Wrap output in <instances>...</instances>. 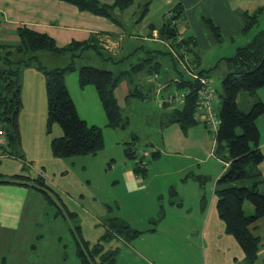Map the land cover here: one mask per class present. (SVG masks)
Listing matches in <instances>:
<instances>
[{"label": "rangeland", "instance_id": "1", "mask_svg": "<svg viewBox=\"0 0 264 264\" xmlns=\"http://www.w3.org/2000/svg\"><path fill=\"white\" fill-rule=\"evenodd\" d=\"M255 4L253 2L252 6ZM183 25L188 30L183 36H187L190 34L188 25L183 21L177 23L180 29ZM263 26L264 13L246 35L223 34V40L216 43L203 25L213 46L202 53V70L209 78L215 97L221 98V81L228 72L224 59L233 56L236 49L247 44ZM0 43L16 45L18 37L14 32L8 37H1ZM144 55L140 51L136 57L116 67V64L102 60L89 50L75 59V71L65 75L66 87L76 104L79 117L88 125L93 124L101 129L104 146L95 154L66 159L53 157L50 140L61 136L62 131L54 124L51 133H47L45 107L41 114L23 112L21 115L22 119L28 118L34 123L29 138L20 146L19 153L23 160L7 154L5 137L0 129V174H7V177L14 174L31 176V179L21 177L13 179L12 183H0V264H79L76 227L81 228L82 225V234L88 237L95 235L96 241L105 233L102 224L94 222L90 216H102L101 223L109 217L137 219L140 215L155 216L160 210L166 211L170 217H177L184 215L185 210L176 207L169 210L170 201L182 202L188 208L196 203L197 193L204 195V200L209 198L214 179L223 172L227 160L214 153V133L209 124L199 120V124L188 128L186 133L177 124H161L162 109L157 102L160 96L154 95L144 102L130 98L122 110L128 120L127 126L123 130L110 128L106 125L105 113L93 87L82 89L78 85L77 69L80 66H93L113 72L117 69L119 72L129 69L131 64L139 60L138 57ZM37 56L46 69L62 68L70 63L68 54L55 55L43 51L37 52ZM165 57L161 74L169 66V76L176 75L169 56ZM251 98L247 93H240L238 108L247 111ZM219 106L213 102L215 110ZM126 148L133 150L136 158H128ZM155 151L158 155L152 158L151 152ZM138 164L144 166L145 175L141 176L139 172L129 180L126 172L133 171ZM38 177L50 186L47 191L52 197L59 198L57 204L63 208L61 212L72 213L73 217L58 213L56 205H48L42 194L31 187L37 185L34 181ZM141 177L142 184L147 185L146 189L130 193L126 183H137ZM25 201V209L21 213ZM144 226L150 227L149 224ZM113 243L114 239L106 246L115 247ZM116 243L120 250L122 246Z\"/></svg>", "mask_w": 264, "mask_h": 264}, {"label": "trees", "instance_id": "2", "mask_svg": "<svg viewBox=\"0 0 264 264\" xmlns=\"http://www.w3.org/2000/svg\"><path fill=\"white\" fill-rule=\"evenodd\" d=\"M60 1L70 3L81 11L108 18L115 23L118 20L114 15V10L122 11L131 4V0H114L111 5L102 4L98 0ZM148 5V2H145L140 6L141 9L135 22H139L145 16ZM263 13L264 5L250 14L244 12L241 15L242 31L247 32L252 29ZM182 15V5L176 3L163 18V24L158 29V36L169 41L174 55L170 51L144 49L142 50L145 54L143 57L131 64L129 69L117 73L93 66H80L77 69L79 87H93L105 113L108 127L124 129L128 121L117 105L114 89L120 81L127 80L132 86L130 94L134 96L132 92L136 89L137 83L135 75L144 70L149 74L156 72L160 66V62L155 59L157 54L169 56L171 66L177 76L175 85L183 90V102L170 112V123H177L183 131L199 123V120L194 117L199 82L188 77L181 69L186 66L190 72H193L198 67L194 38L179 33L177 23ZM203 25L215 42L221 41L217 26L208 19H203ZM153 29V26L149 27L150 31ZM15 32L18 37L16 45L0 44V129L5 137L7 154L22 157L19 153L21 146L18 124L21 108L19 73L25 67H33L44 76L47 133L51 132L54 124H57L62 131L60 137L53 138L50 142L53 157L66 159L72 156L95 154L101 150L103 148L101 129L88 125L79 117L66 88L65 75L75 71V59L80 58L85 51L91 50L104 61H114L113 64L125 61V59L118 60L106 53L97 39L72 42L58 48L48 35L35 32L25 26H18ZM43 51L55 55L68 54L70 63L62 68L46 69L37 56V52ZM224 61L228 72L221 81L222 96L218 98L219 125L214 134V153L222 155L227 160L224 162L226 165L222 174L214 185V194L217 197L216 211L225 225V231L235 238L243 251L242 262L234 264H258L259 239L253 236L249 227L264 216V194L258 189L264 183L258 169L263 161V155L259 148V130L256 124L257 119L264 114V102L254 101L246 112L238 108L237 102L240 93L244 92L249 97H253L256 91L264 86V26L247 44L238 47L234 55L225 58ZM195 74L208 78L203 70ZM125 154L128 158H136L135 152L129 148L125 149ZM154 156H156L155 153L152 154V157ZM138 162L141 163L140 160ZM143 167L138 164L133 172L135 174L140 172L141 176H144ZM20 178L11 177L12 180ZM12 180L0 179V182H14ZM34 182L37 185L31 187L42 194L48 205H56L58 213L65 217L74 216L72 213L61 212L63 208L58 206V199L52 197L47 191V186L40 177ZM17 183L29 186L24 182ZM245 202L253 207L251 214L245 213ZM152 223L155 224L154 221ZM75 232L78 233L76 254L79 264H116L119 249L117 247L105 248V245L115 238H121L129 243L143 233L131 228L117 217L107 219L105 233L91 245L82 239L79 227H76ZM261 264H264V261Z\"/></svg>", "mask_w": 264, "mask_h": 264}, {"label": "crops", "instance_id": "3", "mask_svg": "<svg viewBox=\"0 0 264 264\" xmlns=\"http://www.w3.org/2000/svg\"><path fill=\"white\" fill-rule=\"evenodd\" d=\"M98 1L105 5H111L114 2V0ZM144 1L131 0V4L126 9L122 11L114 10V15L118 20L115 23L108 18L81 11L76 6L60 0H0V38H3V36L8 37L16 31L18 26H25L35 32L48 35L58 48L72 42L97 39L106 53L118 60L125 59V62L136 57L144 49L149 51L165 50L173 54L169 41L158 36V29L162 26L163 18L168 11L176 3H180L183 15L179 21H183L188 25L190 34L187 36L193 37L195 41L198 67L193 73H197L202 70V53L207 49L211 50L213 46L204 31L203 19H208L217 26L222 41L223 34L231 36L241 33L246 35L251 29L247 32L242 31L243 21L241 15L244 12L250 14L264 5L261 0H148L149 5L145 16L139 22H135L141 4L147 2V0ZM154 1H156V4ZM253 2L256 4L252 6ZM126 25L128 26L126 27ZM150 26L154 27L152 31L149 30ZM178 29L181 34L188 32L184 25L182 29ZM164 58L166 57L160 56V54L155 56V59L160 62L156 72L149 74L144 70V72L141 71L135 75L137 83L136 89L132 92L134 96L130 94L132 86L127 80L119 82L113 93L121 111L128 105L130 98L144 102L148 97L160 96V100L165 99L164 104L160 106L157 104L162 109L161 124H172L169 115L174 107L179 106L178 97L183 94V90L175 85L177 76L174 74L169 76V66L167 67L168 70L166 69L167 71L161 74ZM109 62L113 64L114 61L110 60ZM122 62L116 63V67L120 66ZM181 69L188 77L192 78L184 68L181 67ZM117 71L116 69L114 73H117ZM64 82L66 85L65 79ZM19 84L21 108L18 115V124L20 144L24 145L25 139L29 138V133L33 130L34 123L28 118L22 119V113L36 112L41 114L45 107L47 116L45 79L42 73L35 68L25 67L19 73ZM88 94H91L90 91H88ZM69 95L72 99L70 93ZM212 96H214L213 92ZM251 100V102L249 101L250 104L248 102L249 107L256 100L264 102V86L256 91ZM213 102L219 104L218 98L215 97ZM73 103L78 114L76 104L74 101ZM218 109L219 107L215 110L216 113ZM256 124L259 130V148L263 155V161L259 164L258 169L264 180V114L257 119ZM183 132L186 133L187 131ZM153 153L156 156L158 155V152L155 151L151 152V156ZM20 160H23V158ZM126 173H129L126 176L129 180H132L135 176V173L131 170ZM221 174H218L214 179L209 198L204 200L205 196L197 193L195 196L196 203L193 207L189 206L187 208L182 205V202L170 201L169 210L174 207L178 210L183 209L185 210L184 215L170 217L166 211L160 210V213L155 216H152L153 214L145 217L140 215L137 219L122 216L121 220L131 228L143 233L129 243L124 242L121 238L114 239L115 243L113 245L115 247H117L116 242H119V245L122 246L116 264H234L242 262L244 258L243 251L235 238L225 231V225L219 219L216 211L217 197L214 194V185ZM12 176L31 179V176L24 174H14ZM12 176L7 177V174L1 173L0 179L12 180ZM44 183L47 188H50L46 182ZM258 189L264 194V183ZM170 195L173 196V193H170ZM57 196H59L58 193ZM59 201L61 203V200ZM25 204L26 201L22 205L21 213L24 212ZM244 211L246 214H251L253 212L251 204L245 202ZM90 218L94 222L102 224L106 230L108 218L102 223L100 221L102 216L92 215ZM153 221L155 224L152 223ZM138 223H140V226ZM144 224H149L150 227L144 226ZM82 227V225L81 228L79 227L82 239L90 245L95 243V235L88 237L82 234ZM249 228L253 236L259 239L257 263L261 264L264 261V216L253 222ZM108 247L106 246V248Z\"/></svg>", "mask_w": 264, "mask_h": 264}, {"label": "built area", "instance_id": "4", "mask_svg": "<svg viewBox=\"0 0 264 264\" xmlns=\"http://www.w3.org/2000/svg\"><path fill=\"white\" fill-rule=\"evenodd\" d=\"M184 69L186 72L190 74L192 79L198 80L199 82V89L197 93L198 101H197V107H196L194 117L197 120L204 121V123L209 124V127L211 128V130H213V133L215 134L218 128V125H219V119L213 107L214 98L212 96L210 82L208 78L201 77V76L196 75L193 72H190V70L186 68V66L184 67ZM164 101L165 99H161L160 101H158V104L162 105ZM178 101L180 104H182L183 94H180V96L178 97Z\"/></svg>", "mask_w": 264, "mask_h": 264}, {"label": "clouds", "instance_id": "5", "mask_svg": "<svg viewBox=\"0 0 264 264\" xmlns=\"http://www.w3.org/2000/svg\"><path fill=\"white\" fill-rule=\"evenodd\" d=\"M125 175L126 176L129 175V173H126ZM125 186H126L127 190L130 193L133 192V191H142V190H145L146 187H147V185L142 184V177L140 178V181L139 182L133 183L131 185H129V184L126 183Z\"/></svg>", "mask_w": 264, "mask_h": 264}]
</instances>
